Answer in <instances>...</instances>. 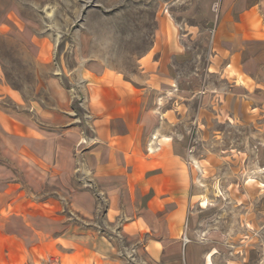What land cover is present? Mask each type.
<instances>
[{"label": "crops", "instance_id": "obj_1", "mask_svg": "<svg viewBox=\"0 0 264 264\" xmlns=\"http://www.w3.org/2000/svg\"><path fill=\"white\" fill-rule=\"evenodd\" d=\"M197 1L211 34L208 72L235 84L264 76V0ZM189 33L179 37L165 12L132 74L76 59L70 96L81 100L82 118L61 104L67 90L58 75L49 80L59 98L52 111L0 110V264H43L54 249L59 264H110L108 249L96 246L110 242L95 231L74 233L65 211L118 221L129 237L142 228L154 234L151 243L175 242L192 188L187 103L199 98V115L211 91L203 78L197 88L181 86L175 73ZM31 41L37 62H48L45 43Z\"/></svg>", "mask_w": 264, "mask_h": 264}, {"label": "rangeland", "instance_id": "obj_2", "mask_svg": "<svg viewBox=\"0 0 264 264\" xmlns=\"http://www.w3.org/2000/svg\"><path fill=\"white\" fill-rule=\"evenodd\" d=\"M199 6L197 0H0V110L11 114L52 111L59 98L49 80L58 75L67 90L61 104L82 118L81 100L70 96L76 59L132 74L165 12L179 37L191 30L175 73L181 86L197 88L203 78L211 91L199 115L201 100L187 103L192 188L175 242L151 243L156 238L147 229L129 237L119 233L118 221L99 216L90 223L63 213L74 233L95 231L110 242L96 245L108 249L110 264H264V76L235 84L208 72L211 34L204 33ZM32 38L45 43L48 62H37ZM194 73L196 80H188ZM58 256L54 249L43 264H59Z\"/></svg>", "mask_w": 264, "mask_h": 264}]
</instances>
